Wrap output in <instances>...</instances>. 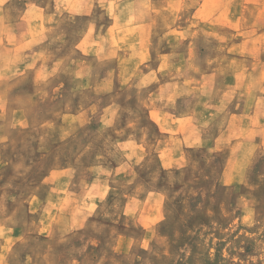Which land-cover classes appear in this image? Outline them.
<instances>
[{
	"label": "rangeland",
	"instance_id": "1",
	"mask_svg": "<svg viewBox=\"0 0 264 264\" xmlns=\"http://www.w3.org/2000/svg\"><path fill=\"white\" fill-rule=\"evenodd\" d=\"M56 1L0 0V264H264V0Z\"/></svg>",
	"mask_w": 264,
	"mask_h": 264
},
{
	"label": "crops",
	"instance_id": "2",
	"mask_svg": "<svg viewBox=\"0 0 264 264\" xmlns=\"http://www.w3.org/2000/svg\"><path fill=\"white\" fill-rule=\"evenodd\" d=\"M104 1L105 0H84L81 3L78 4L77 0H57L56 4L58 7H62V5H67V6H81L82 13H91L92 11H94V8H98L100 6H104ZM60 5V6H59ZM70 11V10H68ZM98 30L95 28V32H97ZM94 32V33H95ZM100 36L97 37H89L88 38V43H92V40H94L95 42H100Z\"/></svg>",
	"mask_w": 264,
	"mask_h": 264
}]
</instances>
